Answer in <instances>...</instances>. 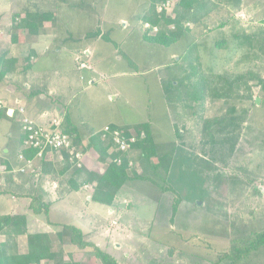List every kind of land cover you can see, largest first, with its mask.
Segmentation results:
<instances>
[{"label":"rangeland","instance_id":"1","mask_svg":"<svg viewBox=\"0 0 264 264\" xmlns=\"http://www.w3.org/2000/svg\"><path fill=\"white\" fill-rule=\"evenodd\" d=\"M211 1L231 9L234 18L228 26L200 38L199 44L206 45L205 49L200 46L204 69L212 66L217 73L246 77L232 98L206 100L198 111L196 103H191V109L167 103L160 81L164 68L172 66V58L182 52L185 43L163 47L142 39L145 0H0V14L7 17L6 23L0 19V51L9 45L11 15L5 13L33 5L54 8V20L48 15L53 36L12 46V54L19 59L33 48L37 59L32 68L47 70L49 78L56 81V90H41L48 103L55 102L57 113L49 109L53 104L46 106L45 122L40 125L67 114L80 131L96 137L106 125L125 126L134 133L148 124L154 142L166 143L164 149L174 144L177 149L173 165L166 164L159 174L148 168L138 152L132 153L131 171L148 175L152 182L124 186L111 207L88 199L92 184L71 196H51L54 202L48 219L57 225L48 224L44 214L26 210L29 233H46L54 247L60 244L63 262L71 261V254L76 264H100L91 255L92 248L79 249L70 244L67 229L60 224L81 228L87 241L109 252L119 264H211L223 249L245 245L253 235L264 232V197L256 191L264 188V55L256 57L253 50L220 49L211 64L208 52L220 38L231 41L236 34L263 30L264 0H243L244 6L234 8L227 0ZM172 9L171 5L165 9L168 16ZM85 47L91 54L92 70L80 68L81 62L74 59ZM74 48L79 51L72 53ZM86 58L83 53L80 60ZM27 76L21 73L18 83L8 86L1 95L14 110L17 105L13 99L19 93L37 88L29 84ZM67 83L70 90L64 88ZM257 98L259 102L254 104ZM20 102L25 108L24 101ZM231 106L240 120L235 149L231 153L226 145L221 154L212 152L208 143L202 146L204 120L224 114ZM28 116L35 118L33 113ZM19 120L16 112L13 119L0 121V158L14 165L19 164L22 148ZM95 157L93 152L81 156L80 164L103 169ZM62 178L67 180L68 174ZM153 182L168 188L162 191ZM59 197L64 200L59 201ZM175 199L179 203L172 217ZM10 203L14 204L10 195H1L0 213H6ZM58 233L64 237L61 241ZM40 264L53 263L44 260ZM220 264H264V246L241 259Z\"/></svg>","mask_w":264,"mask_h":264},{"label":"trees","instance_id":"2","mask_svg":"<svg viewBox=\"0 0 264 264\" xmlns=\"http://www.w3.org/2000/svg\"><path fill=\"white\" fill-rule=\"evenodd\" d=\"M166 0H145L143 5L145 10L142 14L143 22L141 25L142 39L163 47L176 45L184 41L182 52L175 58H172V66L164 68V75L160 81L161 88L168 104H177L185 109H191V103H196V110H202L204 101H227L232 98L234 90L244 82L245 74H230L229 72L217 73L212 66L204 69L203 58L201 56L200 46L206 48L205 44H199L201 37L213 32L215 29H222L230 24L234 14L225 5H217L211 0H173L174 6L172 15L168 16L165 9L158 11V7ZM243 0H227L233 8L243 4ZM43 11L37 9H24L23 11L12 14L10 20V29L13 32L10 35L12 43H16L18 33L37 36L42 27L41 21ZM192 24V27H189ZM147 25L146 28L144 26ZM153 34H150L153 32ZM220 49L229 52L230 49L247 50L254 52V55H264V29L257 34H236L231 41L220 38L209 47V56ZM7 53L0 56V88H9L11 84L18 83L17 80L21 73H25L29 68L19 67L18 59L7 58ZM30 67V66H29ZM172 67V69H171ZM20 73V74H18ZM38 96L39 93L31 92L22 96L29 99ZM255 104V101H254ZM8 119L5 110H0V121ZM63 132L72 136V146L76 147L82 156H88L90 150L96 155L95 162L104 166L103 169H88L86 165L80 167L74 166L76 160L70 163L67 152H61L60 169L57 170L56 161L35 162L33 169L25 173L13 172L8 161L0 163L3 170L0 171V196L10 195L17 201L23 200L26 204L24 210H29L33 214H44L48 224L57 225L48 219L49 210L52 207L51 196L72 195L74 192L81 191L84 185L94 184V188L89 192V200L100 205L111 207L115 199L118 198L120 191L126 185L135 182H152L148 175H139L131 171L130 156L138 152L147 162L148 168L155 174H159L162 167L172 162L175 158V146L172 144L169 149H164L162 143H156L151 138L150 126L141 125L134 132L135 143L126 153H116L111 151V144L102 142L98 134L96 137L91 134L88 141H84L87 134H81L77 127H69L68 116L65 114L62 118ZM65 120V121H64ZM235 109L229 107L224 114L205 119L202 130V146H207L212 152L222 153V149L227 145L229 151L235 149L236 132L240 124ZM111 129L123 130L128 133L129 129L125 126H112ZM92 138V139H91ZM22 140V138H21ZM22 142V141H21ZM206 143V144H205ZM19 154L25 158H33L34 152L21 149ZM18 154V155H19ZM119 158V165L107 164L106 161ZM37 163H39L37 165ZM20 166L22 163L20 162ZM19 166V167H20ZM18 167V168H19ZM39 170V171H38ZM68 179L63 180L65 174ZM4 180L2 183L1 181ZM154 183V182H153ZM28 184V186H27ZM53 184L56 185L53 188ZM159 189L165 191L168 187L159 186ZM257 193H260L256 189ZM50 198V199H49ZM58 200H63L59 197ZM179 199H175L172 205V217L175 214ZM62 228L67 229V238L70 244L79 249L92 248L91 255L100 264H119L117 260L106 250L96 246L86 240L85 233L81 228L72 224H60ZM0 264H40L41 261L50 260L53 264H76L71 261L63 262V249L61 245L54 247V243L46 233H29L26 218L23 213L10 212L0 214ZM58 241L64 237L62 233L57 235ZM264 246V232L256 233L252 236L249 243L245 245H235L234 247L222 250L217 258L211 261V264H220L227 260L233 262L246 256L249 251L256 250Z\"/></svg>","mask_w":264,"mask_h":264},{"label":"built area","instance_id":"3","mask_svg":"<svg viewBox=\"0 0 264 264\" xmlns=\"http://www.w3.org/2000/svg\"><path fill=\"white\" fill-rule=\"evenodd\" d=\"M170 5L173 8V0H166L165 3L158 7V11L167 9ZM84 66V64L80 65V67ZM15 104L17 108L14 110L13 108L7 107L5 102L0 98V110H5L7 117L13 119L16 112L19 114L22 135L21 149L31 150L34 152V157L25 158L22 154H19L18 161L22 163V166L13 170V172L25 173L33 169L35 162L52 161L55 155L61 156V152H67L70 163H73L75 159L74 166L80 167L82 155L76 147L72 146V136L63 132L62 119L51 118L44 125H40L25 115V108L23 106L18 102ZM99 139L111 144L113 151L116 153L128 152L136 141L133 132L128 131L127 133L123 130L111 129L109 126L102 128ZM106 162L107 164L119 165L121 160L115 158L112 160L108 159ZM88 187L90 188V185H84L82 188L85 189Z\"/></svg>","mask_w":264,"mask_h":264},{"label":"crops","instance_id":"4","mask_svg":"<svg viewBox=\"0 0 264 264\" xmlns=\"http://www.w3.org/2000/svg\"><path fill=\"white\" fill-rule=\"evenodd\" d=\"M47 6V5H46ZM24 7V6H23ZM19 8V7H18ZM26 8H29V6H27V7H25L24 9H26ZM37 9V10H40V11H43V17H42V21H41V24H42V27L40 28V30H39V33H38V35L37 36H29L28 34H24V33H21V34H19L18 33V39H17V42L16 43H12L11 42V37H10V35H11V33L13 32V30H11L10 29V35H9V45H4V47L2 48V50L0 51V56H1V54H4L5 52L7 53L6 55H7V58H13V59H18V66L19 67H22V66H26L27 68H29L25 73H28V76H27V79H28V81H29V84H32V85H34V86H36L37 88L36 89H34V90H28L27 91V93L26 94H29V93H31V92H37L38 91V93H39V95L38 96H34L33 94V96L32 97H30L29 99H27L25 96L23 97L22 96V93L20 94L19 93V95L20 96H16L14 99H13V103H16V102H18L19 104H21V102H20V100L21 101H24V103H25V111H27V116L28 115H31L32 113L34 114V116H35V118H34V120L33 121H35V122H37V123H44L45 122V120H44V116L47 114V110H46V106H50V104H53V103H55L54 101H49V103L45 100V97H44V95H43V93H42V90L41 89H44L45 91H53V90H56V81L54 82V81H52L50 78H49V74H48V72H47V70H45V71H42V70H36V67H34V69L32 68V65H35V61H36V59H37V53L33 50V48H29V50L26 52V54L24 55V56H22L21 57V59H19L18 57L19 56H15V55H13L12 54V46H16V45H18V44H26V42L29 40L30 42H35V41H37L38 40V38H41V39H49V37L50 36H53V34H51V31H52V29L50 28V24H48L49 23V20H48V15H50V17H51V21L52 20H54V8L52 7L51 8V10L49 9V7H48V9H45V8H42L41 9V6H37V7H34V5L30 8V9ZM40 8V9H39ZM23 9H21V11H22ZM17 11H19V10H16L15 9V11H12L11 13H5L7 16H9V15H11V16H9L8 17V24L10 23V20H11V17H12V14H14V13H16ZM48 13H51V14H48ZM5 18H7V17H3V13L2 14H0V19L2 20V21H4V22H2V23H6L7 21H6V19ZM6 21V22H5ZM10 25V24H9ZM91 34H93V33H91ZM45 50H46V48H45ZM76 50V48H74L73 50H72V53H74V52H78L79 50H77V51H75ZM81 52V55H83V53H84V55L87 57L86 58V60H84V62L83 61H81L80 60V57H81V55L79 56V54L80 53H76L77 54V56L74 58L76 61H78L79 62V64H80V62H81V64H84L85 66L84 67H80V68H84V69H86V70H92V67H91V65H90V58H91V54H90V52H89V49H87V47H85L84 49H82V50H80ZM30 66V67H29ZM31 69H32V71H31ZM35 71H38V72H35ZM82 71V70H81ZM23 79H24V77H23V75L21 76ZM20 78V77H19ZM28 87H29V85H28ZM65 89H68V90H70L72 87H71V85L69 84V83H67L66 84V87H64ZM7 89V88H6ZM3 90H5V89H0V98L2 99L3 97L1 96L2 95V93H3ZM50 94V93H49ZM48 96V95H47ZM2 100H4V102H5V104H6V106L7 107H10V106H8L9 105V100H7V99H2ZM56 108V105L55 104H53L49 109L52 111V112H54V113H57V111H55V109H53V108ZM11 108V107H10ZM53 113V114H54ZM55 115V114H54ZM56 116V115H55ZM63 116H64V114H63ZM7 117V116H6ZM15 117V116H14ZM29 117V116H28ZM8 119H9V117H7ZM65 121V120H64ZM66 124L69 126V127H72V126H74L75 124H73V122L69 119L68 120V123H67V121H66ZM107 126V125H106ZM74 127H77V126H74ZM105 127V126H104ZM78 128V127H77ZM79 129V128H78ZM102 129V128H101ZM100 129V130H101ZM81 134H83V135H85L84 134V132H82L81 131ZM85 137V142L86 141H88L87 140V138L89 137V135L87 134L86 136H84ZM177 150V149H176ZM176 150H175V153H177L176 152ZM5 152L7 153L8 151L7 150H5ZM90 152H92L91 150H90ZM175 155V154H174ZM60 159H61V156L60 155H55L54 157H53V160H52V162L54 163L55 161H56V163H60ZM8 161L9 162V164H10V166H11V168H12V170H15V169H17L21 164H20V162H18L19 164L18 165H14L13 163H11V161H9V159H7V158H0V163H2V162H4V161ZM39 163H37V165H38ZM169 166H172V165H170V161H169ZM3 170V166H0V171H2ZM39 171V170H38ZM2 183L4 182V180H2L1 181ZM27 186H28V184H27ZM56 187V185L55 184H53V188H55ZM52 195H54V194H52ZM88 199H89V197H88ZM10 200L11 201H13L14 202V204L13 205H11V203H10V205L8 206V211L6 212V213H0V214H8V213H10V212H12V213H14V212H17V213H25L26 212V210H24V206H25V202L23 201V200H19V201H17L16 199H14V198H12L11 196H10ZM64 200V199H63ZM60 201V200H59ZM19 202H21V203H19ZM125 204V203H124Z\"/></svg>","mask_w":264,"mask_h":264},{"label":"water","instance_id":"5","mask_svg":"<svg viewBox=\"0 0 264 264\" xmlns=\"http://www.w3.org/2000/svg\"><path fill=\"white\" fill-rule=\"evenodd\" d=\"M255 102H256V104H258L259 99L257 98V99L255 100ZM259 190H260V193L262 194V196L264 197V188H260ZM121 206L124 207L125 204H123V205H121Z\"/></svg>","mask_w":264,"mask_h":264}]
</instances>
